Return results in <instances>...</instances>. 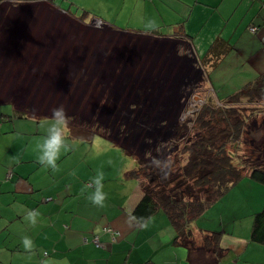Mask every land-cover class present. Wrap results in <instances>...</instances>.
I'll return each mask as SVG.
<instances>
[{"label": "crops", "instance_id": "0c3cea01", "mask_svg": "<svg viewBox=\"0 0 264 264\" xmlns=\"http://www.w3.org/2000/svg\"><path fill=\"white\" fill-rule=\"evenodd\" d=\"M37 3L51 5L86 26L100 20L103 26L131 37L180 42L210 82L217 95L215 102L236 93L238 87L232 86L237 83L242 89L264 73V28L257 34L249 30L264 24V0H6L0 3V23L14 13L24 14L28 5ZM83 17L91 21L86 24ZM36 28L37 24L31 26L33 32ZM216 40L225 42L229 50L213 67L205 64L203 57ZM4 61L11 62L8 57ZM3 68L0 65V73ZM7 79L10 82L12 77ZM6 87H0V96L12 93ZM8 117H0V264H190L188 250L173 244L176 233L164 213L143 225L133 219L131 213L143 197L138 180L129 177L134 169L120 166L102 172L105 198L102 206L93 204L89 194L95 191L92 180L98 173L87 161H70L62 167L65 171L53 173L74 155L68 153L57 160L55 169L43 170L39 162L42 141L30 140L26 131L6 129L2 121ZM96 138L108 159L123 161L124 155L128 156L109 137L97 135L90 143ZM227 200L234 206L233 223L240 219L235 209L245 208L246 203L253 204L249 211L253 218L264 207V180L246 176L196 220L191 227L194 237L221 231V246L230 251L219 264H235L229 255L235 256L234 251L243 245L246 253L256 250L257 255L264 254V248H250L249 235L226 233L223 212L217 217L211 214V209ZM30 211L37 213L35 223L27 219ZM107 227L121 235L113 238L104 231ZM247 228H251L250 222ZM95 236L104 247L92 242Z\"/></svg>", "mask_w": 264, "mask_h": 264}, {"label": "rangeland", "instance_id": "374dc122", "mask_svg": "<svg viewBox=\"0 0 264 264\" xmlns=\"http://www.w3.org/2000/svg\"><path fill=\"white\" fill-rule=\"evenodd\" d=\"M27 9L24 14L14 13L0 23V55L5 56L4 59L0 57V65L4 67L0 73V87L6 84V88L12 91L7 96H0V117L1 114L9 115L2 121L6 129L26 131L30 140L42 141L52 109L61 106L65 109L68 149L62 151L58 159L62 160L61 157L68 153L74 155L61 163L53 172L55 174L65 171L62 167L76 159L87 161L99 174L120 166L136 169V158L139 157L150 162H161L166 157L168 162L169 154L164 148H176L172 139L177 127L192 119L195 112L205 105L193 106L194 103L206 99L207 106H230L226 101H216L215 105V91L205 74L198 70L199 66L194 63L188 48L180 42L131 37L102 23L86 26L81 20L58 13L47 4L28 5ZM82 11L79 10L80 14ZM84 20L88 24L91 18ZM6 22L9 24L5 25ZM34 24L38 25L35 32L31 29ZM27 56L28 63L24 65ZM7 57L10 63L4 61ZM7 77H12V80L9 82ZM232 87L241 89L239 83ZM195 97L199 99L195 101ZM13 105L20 113L33 115L22 117ZM241 106L244 110L253 111L246 114H255L242 139V150L246 151L244 157H249L253 148L247 143L250 137H264V104ZM255 118L259 123L253 121ZM70 127L99 130L129 155H124L123 161H112L107 158L99 139L91 144L84 141L81 133L77 132L74 137ZM237 154H242H235L239 164L241 161ZM174 155L175 152L171 158ZM174 164L178 165L177 162ZM41 168L47 170L50 167L42 165ZM245 206L235 209L240 213L236 223L231 216L234 206L228 200L217 205L218 209H211V214L215 217L220 212L225 214L228 235H249L250 238L254 217H250L249 211L254 208L252 203ZM249 222L251 228H247ZM195 238L201 242V235L195 234ZM249 244L250 248H264ZM234 252L235 256L231 254L229 258L235 264L264 262L262 252L258 255L256 250L246 253L244 245Z\"/></svg>", "mask_w": 264, "mask_h": 264}, {"label": "trees", "instance_id": "16d2710c", "mask_svg": "<svg viewBox=\"0 0 264 264\" xmlns=\"http://www.w3.org/2000/svg\"><path fill=\"white\" fill-rule=\"evenodd\" d=\"M4 1L0 0V3ZM228 50L225 42L214 41L203 57L204 63L217 66ZM224 100L229 107L214 108L207 106L206 101L192 119L182 121L177 127L172 139L176 148H164L168 151V160H174L177 166L174 162H166V157L161 162L139 157L136 158L137 168L129 173V177L138 180L143 192L141 201L131 213L133 219L143 225L156 214L164 213L176 233L173 244L188 250L190 264H219L230 251L221 246V231L202 232L201 242H198L191 228L196 220L246 176L257 175L264 180V137L251 136L247 143L253 148L250 156L244 157L243 134L255 114H246L253 111L241 106L264 103V73ZM256 123L259 122L256 120ZM70 129L74 137L77 132L81 133L80 136L89 143L95 136L102 135L99 130ZM173 152L175 155L171 158ZM236 153L242 154H237L239 164L236 163ZM10 174L12 176V172ZM249 243L264 246V207L254 215Z\"/></svg>", "mask_w": 264, "mask_h": 264}, {"label": "clouds", "instance_id": "9594fccd", "mask_svg": "<svg viewBox=\"0 0 264 264\" xmlns=\"http://www.w3.org/2000/svg\"><path fill=\"white\" fill-rule=\"evenodd\" d=\"M66 122L65 109L62 106L53 108L50 123L46 128V134L40 144L39 162L41 165L55 169L61 152L68 149L65 136ZM102 180V174L98 173L92 180V184L95 185V191L89 194L91 202L101 206L105 198L102 192ZM36 216V212L30 211L27 219L35 223Z\"/></svg>", "mask_w": 264, "mask_h": 264}, {"label": "built area", "instance_id": "2783aa9c", "mask_svg": "<svg viewBox=\"0 0 264 264\" xmlns=\"http://www.w3.org/2000/svg\"><path fill=\"white\" fill-rule=\"evenodd\" d=\"M94 23H96V24H98V25H100L102 22L100 21V20H96V22H94ZM264 28V24H262V26H251L250 28H249V30H250V32L252 33V34H257V33H259V31L260 30H262ZM220 102V101H219ZM203 104H205V102L204 101H201V102H198V103H194L193 104V106H198V105H203ZM11 176V174L9 173L8 175H7V177L9 178ZM104 231L105 232H107V233H109V234H111L112 236H113V238H116V236H119L120 235V233L119 232H116L114 229H112V228H104ZM86 241V243L88 242V240L86 239L85 240ZM92 242L96 245V246H98V247H104V244H102L101 242H100V240H99V237L98 236H95L93 239H92Z\"/></svg>", "mask_w": 264, "mask_h": 264}]
</instances>
